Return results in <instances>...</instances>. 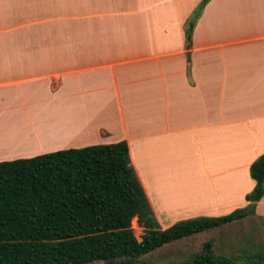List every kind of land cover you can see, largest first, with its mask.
Wrapping results in <instances>:
<instances>
[{
  "label": "crops",
  "instance_id": "crops-1",
  "mask_svg": "<svg viewBox=\"0 0 264 264\" xmlns=\"http://www.w3.org/2000/svg\"><path fill=\"white\" fill-rule=\"evenodd\" d=\"M199 1L0 0V160L123 139L160 228L246 204L264 0H206L186 47ZM174 158L200 166L193 199Z\"/></svg>",
  "mask_w": 264,
  "mask_h": 264
},
{
  "label": "trees",
  "instance_id": "trees-1",
  "mask_svg": "<svg viewBox=\"0 0 264 264\" xmlns=\"http://www.w3.org/2000/svg\"><path fill=\"white\" fill-rule=\"evenodd\" d=\"M247 173L253 184L244 193L246 204L160 228L123 139L0 160V264H165L140 256L253 213L264 193V151L249 162ZM133 216L142 229L139 239L130 227ZM176 264H264V243L231 256L213 252L207 239Z\"/></svg>",
  "mask_w": 264,
  "mask_h": 264
},
{
  "label": "rangeland",
  "instance_id": "rangeland-1",
  "mask_svg": "<svg viewBox=\"0 0 264 264\" xmlns=\"http://www.w3.org/2000/svg\"><path fill=\"white\" fill-rule=\"evenodd\" d=\"M191 16L192 14L189 15V18L185 22V28L186 30H189V34H190V26L193 21V18H190ZM238 151L239 150H237V152ZM223 158L226 162L229 161V163H232L233 158H230V160L227 157H223ZM172 162H174L172 167L180 171L179 176L181 174L186 173L187 179H190L189 185L191 184L192 188L189 187L186 193L188 192V197L189 198L191 197V199H193L194 196L199 193V189H196L198 185H196L194 181V177L196 175L202 176L200 166L193 165L189 160L185 158H180V159L174 158L172 159ZM168 168H170V165L168 166ZM138 183L142 188L139 181ZM180 190L182 191V189ZM176 191L177 189L175 190V192ZM186 193L181 194L180 197H184ZM263 197L264 194H262L260 197L261 203L258 206V209L260 211H263L264 208ZM175 198L177 197L175 196ZM240 206L242 205H237L236 207H240ZM217 214H223V213L207 214V215H217ZM130 227L135 238L139 239L140 234L142 233V229L136 223L134 216L130 219ZM207 239L210 241L211 248L215 253L237 256L238 254L241 253V251L255 249L259 245L264 243V212H259L254 208L253 213H248L239 219L231 220L229 222L223 223L219 226L213 227L204 232H199L191 236L182 237L174 241L164 243L158 246L157 248L151 250L150 252L141 255L140 259L151 262H162L165 264H176L179 261L183 260L188 254L197 250L200 247L202 241ZM83 264H93V263L86 262Z\"/></svg>",
  "mask_w": 264,
  "mask_h": 264
}]
</instances>
